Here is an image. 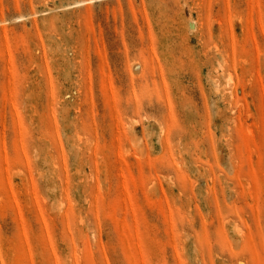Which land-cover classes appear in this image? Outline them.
<instances>
[{"label": "rangeland", "instance_id": "1", "mask_svg": "<svg viewBox=\"0 0 264 264\" xmlns=\"http://www.w3.org/2000/svg\"><path fill=\"white\" fill-rule=\"evenodd\" d=\"M0 264H264V0H0Z\"/></svg>", "mask_w": 264, "mask_h": 264}]
</instances>
